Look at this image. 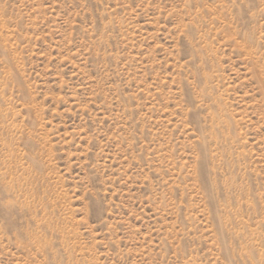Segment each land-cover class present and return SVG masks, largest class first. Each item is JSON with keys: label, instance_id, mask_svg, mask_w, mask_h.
Returning a JSON list of instances; mask_svg holds the SVG:
<instances>
[{"label": "rangeland", "instance_id": "rangeland-1", "mask_svg": "<svg viewBox=\"0 0 264 264\" xmlns=\"http://www.w3.org/2000/svg\"><path fill=\"white\" fill-rule=\"evenodd\" d=\"M0 264H264V0H0Z\"/></svg>", "mask_w": 264, "mask_h": 264}]
</instances>
